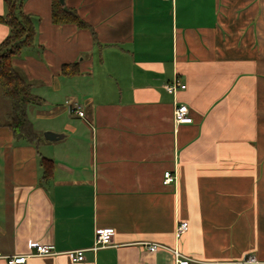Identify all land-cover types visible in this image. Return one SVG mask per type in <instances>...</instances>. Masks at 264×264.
Returning <instances> with one entry per match:
<instances>
[{
	"label": "crops",
	"instance_id": "1",
	"mask_svg": "<svg viewBox=\"0 0 264 264\" xmlns=\"http://www.w3.org/2000/svg\"><path fill=\"white\" fill-rule=\"evenodd\" d=\"M22 2L36 35L13 66L41 100L28 117L43 141L15 139L0 93L1 255L39 244L54 254L27 264H264V0H65L90 29L53 24V0ZM5 16L0 0V46ZM177 78L187 89L171 95ZM176 103L192 124L175 123ZM107 228L113 244L94 251Z\"/></svg>",
	"mask_w": 264,
	"mask_h": 264
},
{
	"label": "trees",
	"instance_id": "2",
	"mask_svg": "<svg viewBox=\"0 0 264 264\" xmlns=\"http://www.w3.org/2000/svg\"><path fill=\"white\" fill-rule=\"evenodd\" d=\"M23 0H5L6 16L3 21L10 28L9 37L0 46V93L4 100L10 103L11 112L7 115V126L11 128L15 139L26 140L30 144L39 145L43 139L39 136L28 117V108L39 105L41 100L33 95L29 84L13 66V60L22 55L23 51L34 46L35 27L30 16L23 13ZM52 21L55 25H76L79 29L91 27L83 21L76 11L63 9L59 0L52 2ZM76 66H64L63 76L78 75ZM43 179L53 176V163L41 160Z\"/></svg>",
	"mask_w": 264,
	"mask_h": 264
},
{
	"label": "built area",
	"instance_id": "3",
	"mask_svg": "<svg viewBox=\"0 0 264 264\" xmlns=\"http://www.w3.org/2000/svg\"><path fill=\"white\" fill-rule=\"evenodd\" d=\"M187 89V86L183 84L178 78L175 79L172 83L166 86V91L171 95H177L180 91H184ZM73 112L77 113L80 117H84V113L81 111V108L76 105L73 107ZM174 121L177 125H190L193 123V119L190 116V110L187 106L183 104L176 103L174 109ZM174 182V177L171 173L165 174L164 184H170ZM189 229L188 223H179L176 228V236L180 238L184 235ZM114 229H100L97 230L95 236V245L93 250L98 251L103 248H107L113 244L114 239ZM147 249L150 252H156L160 246L155 244H146ZM32 249L35 251L34 254L29 256H13V257H3L0 253V259H4L7 264H27V261L31 257H42V256H51L54 254L53 246H43L39 244H33ZM177 258H179V254L176 253ZM72 258L74 262H82L85 260L84 251H76L72 254ZM179 264H188L189 262L186 260H178ZM238 264H256V261L253 258H248L239 262Z\"/></svg>",
	"mask_w": 264,
	"mask_h": 264
},
{
	"label": "water",
	"instance_id": "4",
	"mask_svg": "<svg viewBox=\"0 0 264 264\" xmlns=\"http://www.w3.org/2000/svg\"><path fill=\"white\" fill-rule=\"evenodd\" d=\"M60 2V5L63 9L66 8V4H65V0H59ZM63 135H60V134H55V133H52V132H47L44 134V138L46 141H49V142H57L61 139H63Z\"/></svg>",
	"mask_w": 264,
	"mask_h": 264
}]
</instances>
